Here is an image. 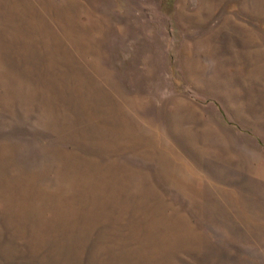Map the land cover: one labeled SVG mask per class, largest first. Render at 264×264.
I'll list each match as a JSON object with an SVG mask.
<instances>
[{"label":"rangeland","instance_id":"rangeland-1","mask_svg":"<svg viewBox=\"0 0 264 264\" xmlns=\"http://www.w3.org/2000/svg\"><path fill=\"white\" fill-rule=\"evenodd\" d=\"M0 264H264V0H0Z\"/></svg>","mask_w":264,"mask_h":264}]
</instances>
